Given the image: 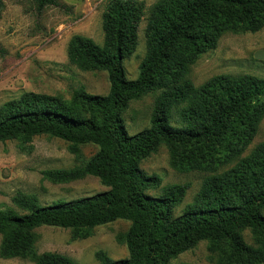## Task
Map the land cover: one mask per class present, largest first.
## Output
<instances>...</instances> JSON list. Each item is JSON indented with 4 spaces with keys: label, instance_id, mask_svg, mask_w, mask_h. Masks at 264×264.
I'll use <instances>...</instances> for the list:
<instances>
[{
    "label": "trees",
    "instance_id": "obj_1",
    "mask_svg": "<svg viewBox=\"0 0 264 264\" xmlns=\"http://www.w3.org/2000/svg\"><path fill=\"white\" fill-rule=\"evenodd\" d=\"M30 1L40 14L63 9L62 0ZM3 10L0 0V19ZM146 17V56L138 79L129 81L124 62L137 51ZM263 30L264 0H160L149 10L135 0H107L103 45L75 36L68 59L82 72L106 73L109 94L80 89L70 100L24 94L0 108V144L27 146L46 136L70 144L76 156L81 147L93 145L99 151L84 166L43 176L54 184L94 177L109 191L45 208L35 198L16 196L15 206L27 214L0 211V257L76 264L59 254L37 255L36 231L70 230L74 240H86L96 228L125 221L130 229L117 242L127 246L129 258L113 261L100 252V264H171L201 243H208L212 264H264V143L241 159L264 119V80L222 75L197 88L188 78L191 67L215 51L225 34ZM151 94L157 96L150 127L130 136L123 116L131 103ZM162 147L169 150L173 170L213 175L177 218L174 211L190 185L168 186L153 197L149 192L159 190L162 179L141 170ZM247 231L255 246L245 242Z\"/></svg>",
    "mask_w": 264,
    "mask_h": 264
},
{
    "label": "rangeland",
    "instance_id": "obj_2",
    "mask_svg": "<svg viewBox=\"0 0 264 264\" xmlns=\"http://www.w3.org/2000/svg\"><path fill=\"white\" fill-rule=\"evenodd\" d=\"M4 10L0 19V108L19 99L24 94L34 93L61 96L70 100L73 93L84 89L93 96L105 97L110 84L106 73H87L72 66L68 59L69 43L75 36H83L98 45L104 43L103 15L107 0H62L63 9L48 8L41 14L30 0H2ZM143 2L147 10L160 0H135ZM147 17L139 29V46L136 53L124 62L129 81L138 79L139 67L146 56L145 29ZM264 49V30L258 34H225L218 48L198 59L191 67L189 80L199 88L209 80L222 75H252L264 80V53L253 58L254 51ZM157 95H148L130 104L123 116L130 136H135L150 127L154 102ZM264 143V119L258 134L241 159H244ZM79 156L70 151V144L46 136L37 137L30 145L19 142L0 144V211H10L19 216L26 212L18 209L13 199L18 195L35 198L39 208L70 203L107 193L99 179L87 177L68 184H54L46 180V171H69L84 166L98 153V148L87 145L80 148ZM237 163L219 171L221 174ZM148 176H158L162 186L149 192L153 197L162 195L168 186L190 185L184 202L174 211L181 216L192 205L205 180L213 176L208 173H179L171 168L170 153L166 147L159 149L141 164ZM130 223L117 221L96 228L92 237L74 240L70 230L43 227L36 231L37 255L59 254L76 264H100L97 254L103 252L113 261L129 258L125 244L117 238L126 234ZM245 242L255 246L251 234H243ZM2 237L0 236V246ZM209 245L198 247L181 255L171 264H212L209 261ZM0 264H32L19 259L6 260Z\"/></svg>",
    "mask_w": 264,
    "mask_h": 264
},
{
    "label": "crops",
    "instance_id": "obj_3",
    "mask_svg": "<svg viewBox=\"0 0 264 264\" xmlns=\"http://www.w3.org/2000/svg\"><path fill=\"white\" fill-rule=\"evenodd\" d=\"M262 53H264V49L263 48L255 50L253 58H256L258 60H262L261 58L257 57L259 54H262Z\"/></svg>",
    "mask_w": 264,
    "mask_h": 264
}]
</instances>
